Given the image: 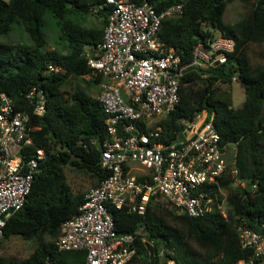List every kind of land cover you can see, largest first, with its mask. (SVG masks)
<instances>
[{"label": "trees", "instance_id": "1", "mask_svg": "<svg viewBox=\"0 0 264 264\" xmlns=\"http://www.w3.org/2000/svg\"><path fill=\"white\" fill-rule=\"evenodd\" d=\"M147 1L157 12L177 3L179 16L162 21L158 37L166 48H173L182 62L188 63L192 51L208 37L219 32L235 42L228 65L201 67L185 75L179 90V102L158 125L162 140L171 143L182 128V121L196 112L207 111L212 118L221 145L235 147V183L230 175L219 180L226 192V216L218 204L203 216L177 215L167 207L152 202L143 216L111 210L116 231L132 233L141 226L136 254L126 264H261L253 250L243 248L238 228L264 232V65L251 68L245 53L248 44L264 46V0H239L249 7L235 24L223 20L232 0H129ZM104 0H0V36L8 35L14 25L28 36L30 43H0V93L12 100L14 109L29 116L31 146L45 152L39 172L34 176L24 206L6 222L2 239L20 236L36 239V247L22 261L0 257V264H82L85 251L60 252L55 242L61 223L77 214L85 194H73L66 182L65 167L90 174L96 185L106 176L100 167L99 144L108 137L105 113L98 98L82 91L64 100L61 87L67 79L91 73L86 55L97 48L104 28L86 26L87 17L97 13L106 24L108 6ZM95 10V12H94ZM50 15L57 27V44L65 51L46 49L45 16ZM264 57V55H263ZM60 68L48 73V66ZM206 75V76H203ZM244 90V102L232 107V99L219 84H232V77ZM100 77H94L98 85ZM42 91L46 98L45 113L33 114V104L26 98L29 90ZM96 140L93 144L92 141ZM235 183V184H234ZM213 196V195H212ZM1 239V240H2ZM167 251L165 256L161 252ZM163 258V262L160 260Z\"/></svg>", "mask_w": 264, "mask_h": 264}, {"label": "built area", "instance_id": "2", "mask_svg": "<svg viewBox=\"0 0 264 264\" xmlns=\"http://www.w3.org/2000/svg\"><path fill=\"white\" fill-rule=\"evenodd\" d=\"M102 6L109 7L102 42L86 55V65L88 75L101 78L98 99L108 138L98 149L106 176L84 195L77 214L61 223L55 245L60 252L85 251L82 264H126L136 254L137 240L145 242L140 237L143 228L117 233L112 209L143 216L152 202L164 200L177 215L203 216L223 195L222 176L240 182L235 152L232 159L228 155L232 144L221 145L207 111L183 120L171 143L162 140L158 125L178 104L185 75L201 67L228 65L235 42L217 32L196 45L190 62L184 63L158 37L162 21L181 14V3L161 12L147 1L104 0L96 10ZM59 69L49 65L48 73ZM26 98L34 115L45 113L42 91L32 88ZM32 129L29 116L16 111L12 100L0 93V240L7 220L24 206L46 156L40 149L26 151ZM211 184L219 186L216 191ZM218 206L222 210L225 203L221 200ZM238 234L241 246L252 249L253 257L264 264V232L239 227ZM165 264L175 262L168 259Z\"/></svg>", "mask_w": 264, "mask_h": 264}, {"label": "rangeland", "instance_id": "3", "mask_svg": "<svg viewBox=\"0 0 264 264\" xmlns=\"http://www.w3.org/2000/svg\"><path fill=\"white\" fill-rule=\"evenodd\" d=\"M249 7L245 3L239 0H232L227 4L223 20L226 24H235L241 20ZM44 32L47 39L46 49H58L65 51L63 45L57 44L56 35L57 27L54 19L50 15H46L45 18ZM86 26L88 27H100L104 28L103 19L97 13L91 14L87 17ZM0 43H30L26 33L19 27L14 25L12 31L8 35L0 36ZM251 68L256 66L264 65V46L258 44H248L245 51ZM221 90L227 91L232 99V107L239 108L244 102V90L238 81L233 82L230 86L227 84H219ZM64 100H69L70 96L77 92L82 91L86 95L98 98L100 89L99 86L94 84V77L92 75H86L79 78L67 79L66 83L60 89ZM235 147L230 145L228 148V155L233 158ZM230 159V160H231ZM229 160V161H230ZM66 182L68 183L70 190L73 194H86L92 187L95 186V179L85 171L75 169L73 167L64 168ZM235 184V183H234ZM222 201L226 197V192L221 195ZM158 206L167 207L175 214L176 211L164 200L155 202ZM223 214L226 213V206L221 210ZM36 239L26 240L20 236H11L8 239L0 240V257L5 259L22 261L30 256L36 247ZM167 251L163 249L161 255L165 256ZM163 262V258L160 260Z\"/></svg>", "mask_w": 264, "mask_h": 264}, {"label": "clouds", "instance_id": "4", "mask_svg": "<svg viewBox=\"0 0 264 264\" xmlns=\"http://www.w3.org/2000/svg\"><path fill=\"white\" fill-rule=\"evenodd\" d=\"M222 35V34H221ZM238 81V80H237ZM233 83V82H232Z\"/></svg>", "mask_w": 264, "mask_h": 264}]
</instances>
